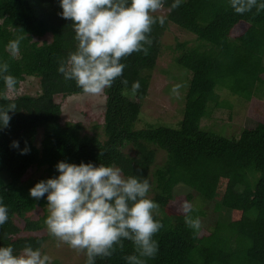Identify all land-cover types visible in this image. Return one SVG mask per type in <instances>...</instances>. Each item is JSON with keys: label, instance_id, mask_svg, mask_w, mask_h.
<instances>
[{"label": "trees", "instance_id": "16d2710c", "mask_svg": "<svg viewBox=\"0 0 264 264\" xmlns=\"http://www.w3.org/2000/svg\"><path fill=\"white\" fill-rule=\"evenodd\" d=\"M172 3L166 0L160 10L164 13L154 14L165 17V23L153 26L149 54L133 53L121 61L126 65L123 75L107 91L103 140L84 135L81 122L61 124L63 109L57 98L84 93L58 72L59 61L77 46L72 22L60 15V0H0V63L7 62L8 74L17 78L15 91L28 78L40 82L37 95L11 98L0 78V107L17 105V111L9 113V127L0 130V197L9 209L8 222L0 226V246L11 245L16 253L25 245L41 251L46 238L34 233L44 228L47 216L34 221L28 215L47 208V199L45 195L35 200L29 190L57 177L60 161L102 163L121 168L125 176L149 180L148 196L159 204L154 218L164 227L154 236L159 251L145 258L146 264H264V111L252 113L241 132L232 136L223 135V126H202L215 109H234L230 100L222 99L226 90L241 104L250 101L260 108L261 101L255 102L264 90V10L236 14L229 0H181L176 9ZM171 26L192 34L197 42L171 47L177 54L175 65L191 74L189 85L188 79L184 83L188 90L183 117L172 124L177 127H140L142 102L150 95L151 73L159 65L165 50L162 40ZM18 38L20 52L13 57L6 45ZM135 81L141 88L133 94ZM13 141L19 148L11 147ZM26 146L30 151L21 155ZM160 151L166 155L161 166L156 165ZM33 167L43 174L27 177ZM179 185L188 186L190 193L177 197ZM185 202L193 205L190 214L200 219L198 232L185 224ZM209 204L216 213L229 211L230 221L213 218L212 227H206ZM123 243L122 251L98 257L96 264H127L124 257L134 254V246Z\"/></svg>", "mask_w": 264, "mask_h": 264}, {"label": "clouds", "instance_id": "9594fccd", "mask_svg": "<svg viewBox=\"0 0 264 264\" xmlns=\"http://www.w3.org/2000/svg\"><path fill=\"white\" fill-rule=\"evenodd\" d=\"M166 0H60L62 18L71 21L77 46L67 59L59 61L58 72L67 80L75 81L84 94L102 95L123 75L126 67L121 61L133 53L149 54L153 43L151 33L157 23L163 26L165 17L154 15ZM181 0H173L172 9ZM236 14L243 15L253 8L264 10L258 0H229ZM21 40H10L6 50L13 56L20 52ZM9 64L0 63V78L6 91L15 92L18 80L8 74ZM121 83L128 85V80ZM140 82L131 85L133 94L139 92ZM175 91V89H173ZM17 105L0 107V130L8 128ZM12 148H19L13 141ZM26 146L21 155L28 154ZM59 175L42 180L29 190L39 200L46 195L48 215L44 221L48 233L62 244L86 256V264L96 259L110 258L124 241L134 246V254L124 259L127 264H146L154 258L159 245L154 236L164 225L154 218L159 204L149 198L151 185L142 175L125 176L116 166L102 163L79 165L60 161L55 166ZM193 205L183 204L185 224L198 232L199 217L190 213ZM9 209L0 197V226L8 222ZM51 257L39 248L25 245L19 253L9 246H0V264H51Z\"/></svg>", "mask_w": 264, "mask_h": 264}, {"label": "rangeland", "instance_id": "374dc122", "mask_svg": "<svg viewBox=\"0 0 264 264\" xmlns=\"http://www.w3.org/2000/svg\"><path fill=\"white\" fill-rule=\"evenodd\" d=\"M164 13V11H158ZM52 38L48 37L47 41H51ZM195 36L189 33L179 31L175 26H171L166 32L162 42L164 45V53L159 60L158 67L151 73V85L150 95L145 98L142 102V115L140 127H144L146 124H164V126H172L176 124L183 117L185 108V94L188 90L189 81L191 74L178 68L173 61L177 54L171 47L175 46L178 42H189L191 46H196ZM44 39H41L42 43ZM188 78H187V77ZM186 79H188V85L185 86ZM175 89V91H173ZM105 90L102 95L91 96L87 94H79L68 97H58L57 102L61 104L63 109L61 124L66 125L67 123L81 122L83 125L82 133L84 135H98L101 139H105L103 134V123L104 113L108 103V91ZM40 92V82L37 78H28L23 82L18 91H9L8 96L11 98L19 97L23 95L35 96ZM107 93V94H106ZM228 90L222 94V99L226 98L233 104V110L230 111L227 107L224 109H215L213 117L203 120L202 126L206 129H220L222 126L225 127L223 135L232 136L239 134L245 121H249V117L254 112L261 113L264 111V90H260L259 94H256V102L261 101L259 106H253L254 102L247 101L240 103L238 97H233ZM133 100L138 101L135 97ZM231 117V118H230ZM225 122H221V120ZM172 127H177L174 125ZM43 136V130H40L37 138V145H40L41 138ZM133 154L131 150L128 151ZM166 155L164 152L159 153L156 165H162L165 161ZM43 174V170H38L33 167L27 177L36 178ZM189 187L179 185L176 188L175 195L186 196L189 192ZM208 217L204 218V225L211 228L213 223L212 220L215 218L223 223L230 221V212L221 209L218 213L215 212L214 204H209ZM216 213V214H214ZM48 215L47 208H38L36 211L30 213L28 217L31 220H41L43 217ZM214 216V217H212ZM21 227L25 226V222H19ZM28 232H23V235H28ZM34 234L45 237L46 242L41 250L42 254L49 255L51 264H86V256L83 253H78L76 250L71 249L68 245L62 244L55 237L51 236L46 228H44Z\"/></svg>", "mask_w": 264, "mask_h": 264}]
</instances>
